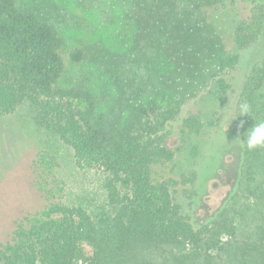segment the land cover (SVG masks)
I'll return each mask as SVG.
<instances>
[{
    "label": "trees",
    "instance_id": "16d2710c",
    "mask_svg": "<svg viewBox=\"0 0 264 264\" xmlns=\"http://www.w3.org/2000/svg\"><path fill=\"white\" fill-rule=\"evenodd\" d=\"M186 1L193 8L219 2ZM243 3L246 11L233 27L238 52L264 42V0ZM179 24L176 22L168 35L183 46L184 67H195L198 37L195 29ZM63 44L56 26L37 8L21 6L17 0H0V115L27 103L36 125L67 145L78 167L104 173L102 186L108 207L92 214L80 203H66L56 157L39 150L31 169L33 185L45 203L21 216L10 239L0 243V264H125L137 245L152 244L170 247L176 264H214L212 252L224 249L220 245L223 236L237 244L228 242L230 250L219 264H264V147L248 150L244 143L247 129L264 121V55L250 64L240 82L236 104L245 123L239 132L241 157L236 186L238 192L247 193L246 205L253 210L250 219H238V227L242 223L247 231L239 227L237 238L238 227L228 219L231 216L226 206L221 212L223 218L216 215L206 223L194 224L171 195L174 181L155 179L151 174L153 165L173 159L176 140L169 138L177 123L188 133L197 134L202 129L199 114L182 116L180 99L165 93L172 89L167 78H159L158 96L134 104L124 117L115 113L105 119L96 113L92 92L60 85ZM165 50L163 46L158 51L163 54ZM238 52L220 58L219 71L235 69ZM83 55L75 48L69 59L78 62ZM216 87L220 94L233 89L224 76L216 80ZM242 103L250 106L249 114L241 115ZM83 245L90 247V254H85Z\"/></svg>",
    "mask_w": 264,
    "mask_h": 264
},
{
    "label": "rangeland",
    "instance_id": "374dc122",
    "mask_svg": "<svg viewBox=\"0 0 264 264\" xmlns=\"http://www.w3.org/2000/svg\"><path fill=\"white\" fill-rule=\"evenodd\" d=\"M218 1L203 8H193L186 0H17V3L37 8L56 26L64 40L60 85L92 92L97 102L96 113L105 119L115 113L124 117L134 104L156 96L159 78H167L172 89H166L165 93L180 99L182 116L199 114L202 129L197 134L188 133L177 123L169 138L176 140L173 159L164 165H153L151 174L155 179L174 181L171 195L192 223H206L216 215L223 218L221 212L226 206L231 216L228 219L238 227V219H250L253 210L246 205L247 193L238 192L236 186L242 121L236 104L240 82L250 64L264 55V42L238 52L233 27L247 5L243 0ZM178 21L180 26L195 29L198 37L195 67H184L180 53L183 46L168 35ZM158 39L163 42L159 44ZM168 39L171 42L165 41ZM163 46L166 50L161 54L158 50ZM75 48L84 54L78 62L69 59ZM237 52L240 54L236 68L219 71V59ZM220 76L232 83V91L220 94L216 87ZM41 149L57 159L65 183L66 203H80L92 214L107 210L102 186L104 173L96 168L78 167L72 150L56 135L38 127L32 109L22 103L14 112L0 115V243L10 239L21 216L42 208L45 203L33 185L31 169L32 160ZM239 227L234 237L240 238ZM223 237L220 245L224 249L212 252L214 264L226 257L230 250L228 242L237 244L229 241L228 236ZM83 250L86 255L91 253L87 245H83ZM128 254L125 264H176L166 245H137Z\"/></svg>",
    "mask_w": 264,
    "mask_h": 264
},
{
    "label": "clouds",
    "instance_id": "9594fccd",
    "mask_svg": "<svg viewBox=\"0 0 264 264\" xmlns=\"http://www.w3.org/2000/svg\"><path fill=\"white\" fill-rule=\"evenodd\" d=\"M251 112L250 106L247 103L240 105L241 115H246ZM244 121H241L243 127ZM244 143L248 150H255L264 147V121L255 123L252 127L248 128L245 136Z\"/></svg>",
    "mask_w": 264,
    "mask_h": 264
}]
</instances>
